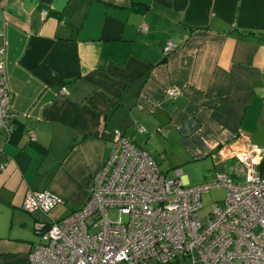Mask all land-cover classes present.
<instances>
[{"label":"crops","instance_id":"1","mask_svg":"<svg viewBox=\"0 0 264 264\" xmlns=\"http://www.w3.org/2000/svg\"><path fill=\"white\" fill-rule=\"evenodd\" d=\"M0 32V264L87 201L114 129L188 186L264 146V0H0ZM29 189L63 204L26 212Z\"/></svg>","mask_w":264,"mask_h":264},{"label":"built area","instance_id":"2","mask_svg":"<svg viewBox=\"0 0 264 264\" xmlns=\"http://www.w3.org/2000/svg\"><path fill=\"white\" fill-rule=\"evenodd\" d=\"M177 47L169 42L164 54ZM166 94L173 99L178 91ZM10 102L0 60V127L7 132ZM230 156L229 170L188 186L180 170L175 176L163 173L147 151L114 129L87 201L50 224L35 223L38 241L28 263L171 264L180 259L188 264H264V146L250 144ZM214 187L226 189L224 200L200 219V196ZM60 204L63 200L48 190L29 189L21 206L48 214Z\"/></svg>","mask_w":264,"mask_h":264},{"label":"rangeland","instance_id":"3","mask_svg":"<svg viewBox=\"0 0 264 264\" xmlns=\"http://www.w3.org/2000/svg\"><path fill=\"white\" fill-rule=\"evenodd\" d=\"M226 194V189L224 187H214L201 194V204L202 208L198 211V216L200 219L204 218L208 215L210 210L212 209V205L214 203L222 202L224 200ZM110 218H114L115 212L112 211L109 214ZM181 262V264H188V262H184L182 260L174 259L171 264H178L177 262Z\"/></svg>","mask_w":264,"mask_h":264}]
</instances>
